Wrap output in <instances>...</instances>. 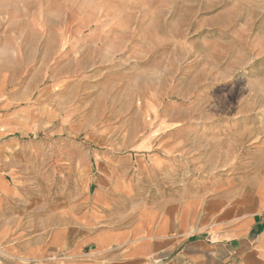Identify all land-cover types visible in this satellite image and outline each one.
Segmentation results:
<instances>
[{
  "label": "rangeland",
  "instance_id": "1",
  "mask_svg": "<svg viewBox=\"0 0 264 264\" xmlns=\"http://www.w3.org/2000/svg\"><path fill=\"white\" fill-rule=\"evenodd\" d=\"M175 120L195 125L183 193L264 167V0H0V140L21 170H142Z\"/></svg>",
  "mask_w": 264,
  "mask_h": 264
},
{
  "label": "crops",
  "instance_id": "2",
  "mask_svg": "<svg viewBox=\"0 0 264 264\" xmlns=\"http://www.w3.org/2000/svg\"><path fill=\"white\" fill-rule=\"evenodd\" d=\"M163 123L173 129L148 137L159 146L142 170L112 158L98 170H21L19 142L0 140V264H264V167L183 193V170L199 173L178 156L195 125Z\"/></svg>",
  "mask_w": 264,
  "mask_h": 264
}]
</instances>
